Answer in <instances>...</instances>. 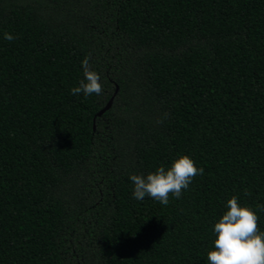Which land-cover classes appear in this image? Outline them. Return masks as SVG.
<instances>
[{
    "label": "trees",
    "instance_id": "obj_1",
    "mask_svg": "<svg viewBox=\"0 0 264 264\" xmlns=\"http://www.w3.org/2000/svg\"><path fill=\"white\" fill-rule=\"evenodd\" d=\"M233 196L264 232V0H0V264H209Z\"/></svg>",
    "mask_w": 264,
    "mask_h": 264
},
{
    "label": "clouds",
    "instance_id": "obj_2",
    "mask_svg": "<svg viewBox=\"0 0 264 264\" xmlns=\"http://www.w3.org/2000/svg\"><path fill=\"white\" fill-rule=\"evenodd\" d=\"M3 38L12 41L15 37L5 32ZM90 56L82 61L84 79L78 87L70 89L72 95L83 93L85 98L92 94L100 95L103 86L100 75L92 70ZM165 118L167 113L164 114ZM163 121H158L162 123ZM203 169L197 168L187 155L179 156L166 170L162 165L155 172L144 175H131L134 184L133 197L143 200L146 196L163 205L169 203V195L179 199ZM246 195L250 193L245 190ZM227 211L214 225V250L207 254L209 264H264V232L258 228V216L249 206H241L233 196L227 201ZM264 211V205H257Z\"/></svg>",
    "mask_w": 264,
    "mask_h": 264
},
{
    "label": "water",
    "instance_id": "obj_3",
    "mask_svg": "<svg viewBox=\"0 0 264 264\" xmlns=\"http://www.w3.org/2000/svg\"><path fill=\"white\" fill-rule=\"evenodd\" d=\"M110 103H111V99H109L106 105L96 113V116L97 117L100 116L105 110H107L110 106Z\"/></svg>",
    "mask_w": 264,
    "mask_h": 264
}]
</instances>
